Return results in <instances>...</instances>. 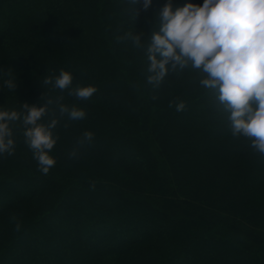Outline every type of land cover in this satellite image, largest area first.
<instances>
[{"label": "trees", "instance_id": "trees-1", "mask_svg": "<svg viewBox=\"0 0 264 264\" xmlns=\"http://www.w3.org/2000/svg\"><path fill=\"white\" fill-rule=\"evenodd\" d=\"M166 2L145 11L141 0L138 14L130 0H0V111L26 115L23 103L52 99L38 123L58 120L46 175L22 117L9 122L0 264H264V155L233 136L201 70L189 64L147 82ZM203 2L171 0L174 9ZM61 69L73 75L68 89L43 83ZM87 86L97 89L87 100L70 94ZM60 97L85 117L61 116ZM85 132L92 141L70 158Z\"/></svg>", "mask_w": 264, "mask_h": 264}, {"label": "clouds", "instance_id": "clouds-1", "mask_svg": "<svg viewBox=\"0 0 264 264\" xmlns=\"http://www.w3.org/2000/svg\"><path fill=\"white\" fill-rule=\"evenodd\" d=\"M137 5L141 0H130ZM152 0H142L147 11ZM160 27L152 31L151 42L147 47L150 75L147 82L159 86L171 71L178 67L183 70L191 64L205 74L200 80L201 86L218 93V100L230 113L229 120L233 136L242 135L251 140V147L264 155V0H204L202 6L188 3L173 8L171 0L158 11ZM135 46L140 45V37H132ZM72 73L61 69L59 76L46 78L43 83L53 84L60 90L68 89L73 81ZM10 89L16 88V82L6 81ZM97 89L94 86L77 88V98L87 100ZM44 97V96H43ZM42 97V98H43ZM61 116L68 115L69 120H80L86 115L83 109L60 103ZM54 103L48 99L40 107L23 103V112L0 111V154H13V133L9 122L22 117L25 126V143L33 150L34 159L43 174H47L56 161L50 151L56 144L52 130L58 120L50 123H38ZM170 106L171 103H170ZM184 102L176 104L177 111H183ZM93 139L92 132L83 133L78 147L69 153L70 158L78 154L79 146ZM15 230L21 224L14 215Z\"/></svg>", "mask_w": 264, "mask_h": 264}]
</instances>
